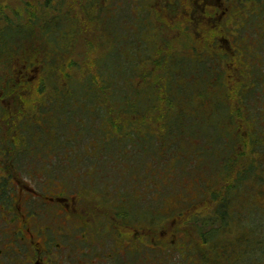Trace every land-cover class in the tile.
Masks as SVG:
<instances>
[{
	"label": "rangeland",
	"instance_id": "rangeland-1",
	"mask_svg": "<svg viewBox=\"0 0 264 264\" xmlns=\"http://www.w3.org/2000/svg\"><path fill=\"white\" fill-rule=\"evenodd\" d=\"M95 1L96 0H0V41L5 40L7 37L6 33L9 32V29L8 31L6 29L7 24H9L8 21L15 27H26L28 32H40L44 21L47 19L50 20L54 16H59L60 19H65L66 17L64 16L70 15L77 20V24L75 22H69L68 25H65L61 29L60 34L56 35V39L60 40L57 45L58 53H56V57L61 55L62 52L67 51V44L69 42L70 47L76 46L75 53L70 56L71 58L69 59V62H75L81 66L86 65L90 69L92 68L93 71L94 68L90 66L92 65V60L98 57L105 48L110 51L115 45L120 47L119 51L122 55L123 61L128 57L135 59L134 50L126 44L128 35L130 33L133 34V32H135L133 36H135L136 40L143 41L144 44L148 46L149 56L152 55L153 48L157 42L155 38V31L157 28L158 33L160 32L158 35H160L161 38L163 37L164 40H167V44L162 43L159 46L158 55H164V51L168 50V48L164 47H170L173 50H185V44H189L192 46H189L191 55L196 57V55L201 53L203 48L205 49L207 43L211 47L214 46L212 49L221 53L222 59L220 65L225 71L229 72L228 85L231 92L239 90L241 82H245V78L241 73L242 70L246 72L248 85H252V81H254V78L252 77L260 75V71L263 72L261 75L264 74V11L258 6H254L262 0H233L230 6L231 13H226V15L225 12L223 13V10L225 9L224 0H149L153 5L151 13L156 26L150 18L149 23L151 24H148L147 28L140 29L135 20L127 25L122 24L123 30L126 31V34L120 35L110 33V29L113 28V21L111 19L116 17L119 4L123 2H131L132 5L130 11L132 15L136 16V11L140 9L149 11L148 0H140V3H138L139 0H114L112 5L109 4L110 0H104L105 2L100 6H97L94 3ZM87 3L89 6L87 5L85 11L84 6ZM115 7H117V9H114ZM124 8L125 7L123 6L122 9ZM216 8H218L219 11L221 10V13L217 12L215 10ZM98 10H100L99 13H97ZM97 16L98 20L94 21L92 18L94 17L96 20ZM127 20H129V18L127 15L123 14L122 22L126 23ZM117 25L119 24L117 23ZM13 29L15 30V28H12L9 34L11 38L13 37V40L10 42V47L13 48L12 52L14 53H10L9 50V55L8 53H4V56L0 58V92L5 89V93H14L10 97L11 101L7 102L6 105H11V107L12 105H18L20 100L18 95H20V92H12V90H16V85H20L19 83H21L23 77H33L34 82L32 86L34 88L36 85V87L32 89L31 96H28L27 98L29 102L27 104V106H29L27 110H32L34 103L39 99V97H37L39 84L48 74L41 75L38 69L35 70L36 74L33 70H30L31 72L29 71L30 73H28L27 65H24L23 60L20 59L25 55L24 57L28 60L27 58L31 57V54L33 52L35 53V51L42 46V42L37 41V38L33 39L32 42L28 41L25 43L27 52L22 48L21 54L19 55V44L21 41L18 39L19 35H16V32ZM74 31H77L75 38H73ZM221 39L229 40V45L235 50L236 59L234 58L235 55L233 57L230 54L231 52L228 47L223 46ZM49 43L53 44L54 42H48V44ZM67 54H69L68 51ZM106 54H104L102 58H106ZM141 59L143 58H140L139 61H141ZM231 63L233 64L232 67ZM78 66L76 65L75 67L79 68ZM47 71L49 70L47 69ZM156 73L158 74L159 71L154 72L155 79L157 77ZM67 74H69V72H67ZM62 75L63 77L58 76V80L61 82V87L65 85L63 82L64 69ZM118 77L125 81H135V78L128 77L125 70H119ZM105 80L107 81L106 76ZM191 85L193 91H198V89L200 90L202 88V83L198 79L195 80L193 78V80H191ZM258 86V92H264V76ZM144 87L146 86H143V88ZM215 88V92H212L211 97H208L207 99H205V96L201 99L199 92H192L193 98L191 100H185L181 96L182 94H178L174 100L173 110H170L167 117L168 119L164 120V124L169 132L164 138L158 139L162 148L161 150L166 152L164 155H167V159L161 162L156 160L158 164L151 165L152 162H154V157L149 152L144 151L147 149H144L140 153L142 155L140 159H142L143 162H146V165L142 166L141 169L138 166H132L130 170L127 169L123 172L126 178L125 182L122 181L121 188L130 189L132 192L130 193L131 195H126V198L133 200L134 197H141L140 216L142 227L154 226L150 224L153 222L151 220L152 217H150L151 213L153 216L157 214L158 216L161 215L163 218L164 216H170L174 211H177L178 214L182 213L180 211H186L184 214H180L179 218H177L176 215H174V217L176 216L175 218L177 219L173 218L175 221H173L172 227L176 226L173 232L174 234L175 232L177 233L179 242L177 241L169 245L170 236L168 234H159L156 238L157 243H152L150 238L145 235L142 236V245H144V247H142L141 250L140 264H208L207 262L205 263L201 261L202 259L199 258L198 253L195 251V248L198 249L202 246L200 236L197 232L198 226L196 227V224L191 225L190 223L189 226H186L185 224L192 215V213H188V210L194 205L195 207L192 210L194 216H196V211L200 212V214H202L203 211L207 213V209L209 210L214 206V203H210V198L206 201V191L213 184L215 179H219L218 174L220 172L218 171L217 174H213L216 172H213L212 170L209 171V169L208 171L204 170V165L206 168L210 166L213 168L220 167V164L214 167V162L212 160H215V162L218 163V159L220 158L221 160L224 154L216 140L206 139L205 141L204 138H202L204 130L207 129V127L214 128L216 131L218 130L220 132L224 140L229 135L231 136H229L228 139L231 141L235 137L233 124L226 118V114L223 115L222 112H226L227 109L222 108V110H220L218 108V105L220 104L218 92H222L223 87L218 83ZM96 93L99 95L106 94L105 99L109 104L108 97L110 95L112 97L114 94L113 92ZM174 93L175 92L172 94ZM251 95V111L258 116V113L260 112L258 111L259 106L264 114L263 96L261 97V94L259 95L256 92H253ZM147 96L149 98L148 103H156V97L151 95L150 92ZM134 101H137L135 103H137L138 106L139 98L134 99ZM116 102V100H111L112 105ZM118 102L120 103V99ZM262 102L263 107L260 105ZM91 104L92 102H88L87 104H77L78 112L84 116L87 114L92 116L97 105L100 104L101 107H104L101 100H96L92 105ZM235 106H238L237 102H235ZM149 107L151 108V106ZM120 108L123 110L122 106ZM99 109H101L100 106ZM101 115L105 117L106 112H102ZM177 117H179V123L183 126L180 129L179 137L175 140V126L177 121L175 123L174 118ZM252 119L253 117L249 116L246 122L248 123ZM258 119L259 121L257 124L259 126L255 134L261 143L264 144V117ZM97 120L98 121H96L95 124L90 123V130L85 134H74L72 136L77 137V140L75 141L79 144V147L74 149L77 153H83L85 150H88L87 152L89 153H94V145L88 143L94 142V140L97 139L100 140L101 136L105 137L102 135L101 131H106L108 122L105 121L103 128L99 129V123L101 121L100 119ZM22 121H25V125L22 127L24 133L23 136H21L23 144L32 143L34 147H36V152L38 154L40 152H47V150L43 149L42 142H59L63 139L58 137L59 130H57V128L59 129V126L52 121L41 124L40 120L35 116H32L30 119L27 117L22 118ZM78 122L82 123L84 120H79ZM36 123L41 124V126ZM136 123L134 124V127H136ZM30 125L36 130L31 132L29 130ZM70 126L67 124L64 125L63 131L61 132L69 134L73 131ZM79 127L81 126L79 125ZM91 129L94 131L91 132ZM79 133H81L80 130ZM124 134L126 135V133ZM106 136L109 135L107 134ZM81 137L83 139L82 141L80 139ZM1 138L2 137L0 136V140ZM228 139L226 140L228 141ZM143 141L145 142L147 140L144 138ZM112 143L113 141H109V145ZM109 145L106 146L110 147ZM28 146L32 145L29 144ZM124 147L129 148L130 153H134V146L130 143L125 144ZM158 152L159 153L156 151L155 156L158 158L162 157L161 151ZM117 153L119 154L118 151L114 150V154ZM146 154H148L149 158L146 157ZM72 155L73 153H71V156ZM151 159L153 161H151ZM180 162L183 163V167L184 164L185 166L191 164L193 168H190L191 170L189 171L200 176V186L197 184V181L189 180V178L186 177L188 175L181 172ZM55 164L56 165H50L51 168L54 166H59V168H62L64 165L67 166L64 161H59ZM134 164L136 165V162H134ZM102 167L108 178H112L111 175H114V178L119 175L116 171H111V174L109 173V170H117L119 168L118 162L111 160V158L105 160ZM19 169H31V166L19 164ZM185 169L187 170V168ZM207 173H212V175ZM16 178V181L19 180L20 182H16L15 185L20 186L22 185L21 181H26L29 186L31 185L35 188L36 192H42L40 188V186H42L40 183L43 181L42 176L33 177L32 174L29 175L25 172L17 174ZM73 178L74 177L71 176L72 180ZM70 184L73 186L74 181ZM250 185L252 187L258 185L256 189L263 191L264 177L261 181L251 179ZM3 186L2 189L0 187V195H4L11 191L6 184ZM19 189L20 188L17 187L16 191H14L15 194L18 193ZM134 189H136V191ZM25 192H27V190ZM262 196L263 195H256L255 199L258 197V202L260 203L259 197ZM17 198L22 199V193L18 194ZM202 200L204 204L198 205ZM260 200L264 203V198H261ZM11 202V200L0 202V260L2 261L0 264H10L8 258L4 255V253L10 254L9 248L7 247V245L10 244V240V249L13 250L15 256L14 264H24L26 262L25 253L21 252L11 239H20L16 231L9 226L11 220L16 217V212L12 207H9ZM232 204L235 206L238 205L240 208L243 207L246 210H251L252 208V201L250 198L245 201L242 200L241 202L237 198ZM128 206L129 205L126 207ZM197 212L196 214H199ZM247 218H251L250 213H248ZM158 221L154 227L158 226L161 229V220ZM16 225L18 226L19 223L16 222ZM235 234L236 232L233 230V233H230V237ZM17 243L19 244V242ZM237 245H239L237 240L235 242L233 240V243L227 245L226 249L229 254L227 264H231L235 259V254L238 252ZM22 247L25 249V245H22ZM113 247L115 249L114 251H111L110 257L99 256L97 259L93 260L92 264H113V260L115 259L130 255L133 257L131 253L125 255L119 253L117 244ZM206 253L210 255L208 251ZM61 260V264H79L78 260L71 263L70 257L67 259L66 256H62Z\"/></svg>",
	"mask_w": 264,
	"mask_h": 264
},
{
	"label": "trees",
	"instance_id": "trees-1",
	"mask_svg": "<svg viewBox=\"0 0 264 264\" xmlns=\"http://www.w3.org/2000/svg\"><path fill=\"white\" fill-rule=\"evenodd\" d=\"M104 2V0H96L94 3L97 6H100ZM113 2L114 0H110L109 4L112 5ZM138 3H140V0ZM87 5L89 6L88 3L84 6L85 11ZM131 5V2H123L119 4L116 17L111 19L113 21V28L110 29L111 34H126V31L123 30L122 24L127 25L135 20L140 29L147 28L148 24H151L149 23V19L151 18L153 21L151 13L153 5L149 0V11L140 9L136 11V16L132 15L130 11ZM123 6L125 7L124 9H122ZM254 6H258L264 11V0ZM114 9H117V7ZM215 10L221 13V10L219 11L218 8ZM224 11L225 10H223V12ZM99 12L100 10L97 11V13ZM123 14L127 15L129 18L126 23L122 22ZM64 17L66 18L60 19L59 16H54L50 20L47 19L44 21L40 32H28L26 27H15L9 21V24L6 26L7 31L9 29L10 32L12 28H15V30H13L16 32V35H19V37L17 36L21 41L19 44V55L21 54L22 48L27 52L25 43L28 41L32 42L33 39L37 38V41L42 42V46L36 50L35 53L33 52L31 57L27 58L28 60L24 57L25 55L20 59L23 60L24 65H27L28 73L31 72L30 70H33L36 74L35 70L38 69L41 75L48 74V77H44V80L39 84L37 92V97H39V99L34 103L32 109L33 111H38L33 112L35 114L33 116L41 117L40 115L46 110L44 107H47L48 105L52 107L50 100L48 101L49 95H57L58 98L65 101V105L68 108V111L62 110L61 112L62 115L66 117V121H62L58 124V137L64 139V137L67 136L70 139L71 144L69 142L70 145H68L70 150L75 148L77 143L75 141L77 140V137L72 136L74 134H85L90 130V123L95 124V122L98 121L97 119H100L101 122L99 123V129L103 128L105 121L108 122V126L106 131L103 132L100 130L105 137L101 136L100 140H94V143L99 141V143L102 144L105 139H110L113 143L109 145L110 149H105V152L109 153L110 156L115 155V157L118 153L114 154V150L119 152V155L117 156L119 159L118 169L122 168L130 170L132 166H138L141 169L142 166L146 165V162H143L142 159H140L142 156L140 153L144 149H147L144 151L149 152L154 157V162H152L151 165H157L158 160L161 162L167 159V155H164L166 152L161 150L162 148L158 139L164 138L169 132L164 124V120L168 119L167 117L170 110H173L174 100L177 95L182 94L181 96L185 100H191L193 98L192 92H199L201 99L204 98V96L205 99H207L208 97H211V93L215 92V87L220 83L223 89L222 92H218L220 100L218 108L220 110H222V108L227 109L226 112H222L223 115L226 114V118L233 124L235 137L231 141L228 139V137L231 136L229 135L226 138L228 139L227 141L226 139L224 140L223 136L217 130L219 133L218 135L214 128L207 127V129L204 130L202 138H204L205 141L206 139L216 140L224 154L221 160L220 158L218 159V163L215 162V160H212L214 162V167L218 164H220V167L213 168L210 166L206 168L204 165V170L208 171L209 169V171L212 170L213 172H216L213 174H217L218 171L220 172L218 174L219 179H215L213 184L206 191V201L210 198V203H214V206L209 210L207 209V213L203 211V213L200 214V212L196 211L199 214H196L195 212L196 216H194L192 211L195 207L194 205L188 210V213H192V215L185 225L189 226L190 223L191 225L196 224V227L198 226L197 232L200 236L202 246L198 249L195 248V251L198 253L199 258L202 259L201 261L205 263L227 264L229 256L226 249L227 245L233 243V240L234 242L237 240L239 243V245H237L238 252L235 254L236 257L231 264H264V203L260 200L261 198H264V190L261 191L260 189H256L258 185L256 187L250 185L251 179L261 181L264 177V144L261 143L255 134L259 126L257 124L259 121L258 118H263L264 114L259 106L258 111L260 112L258 113V116L251 111L252 103L250 99L252 96L251 94L256 92L259 95L261 94L260 96H263L264 100V92H258V85L264 76V74L261 75L263 72L260 71V75L253 76L252 78H254V81H252V85H248L246 72L242 70L241 73L245 78V82H241L239 90L231 92L228 85L229 72L225 71L220 65L222 59L221 53L212 49L214 46L211 47L207 43L205 49L203 48L201 53L196 55V57L191 55L189 50V46L191 45L189 44H185V50H173L170 47H164L168 48V50L164 51V55H158L159 46L162 43L167 44V40H164L163 37L161 38V36L158 35L160 32L158 33L157 28L155 31L157 42L153 48L152 55L149 56L148 46L144 44L143 41L136 40L135 36H133L135 32H133V34L130 33L128 35L126 44L134 50L135 59L128 57L123 61L122 55L119 51L120 47L118 45H115L110 51L105 48V50H103V52L91 62L93 66H90L94 68V72L92 68L90 69L86 65L81 66L75 62H69V59L71 58L70 56L72 54L74 55L76 49V46L70 47L69 42L66 49L69 54H67L66 51L56 57V53H58L57 45L60 42V40L56 39V35H59L61 29L65 25H68L69 22H75L77 24V20L70 15ZM92 19L97 21L98 16L96 17V20L94 17ZM117 23L119 25H117ZM9 32L6 33L7 37L5 40L0 41V58L4 56V53H8L9 55L12 52L13 48L10 47V42L13 40V37L11 38ZM76 34L77 31H74L73 38H75ZM221 40L223 46L228 47L231 52L230 54L234 57L235 50L229 45V40ZM48 42L54 43L48 44ZM104 54H106V58H102ZM140 58L143 59L139 61ZM234 58H237L236 55ZM76 65H80L78 66L79 68H76ZM232 66L233 64L231 63V67ZM47 69L49 71H47ZM63 69V82L65 85L61 87V82L58 80V76L63 77ZM119 70H125L128 77L135 78V81H125L120 79L118 77ZM156 71H159V73H156L157 77L155 79L154 72ZM67 72H69V74H67ZM105 76L107 81L105 80ZM193 78L195 80H200L202 83V88L200 90L198 89V91L192 90L193 87L191 85V80H193ZM33 82V77H23L21 83H19L20 85H16V90L14 89L12 92H31L32 89L36 87L35 85L33 88ZM143 86L146 87L143 88ZM1 92H5V89ZM96 92H113V96L111 97L110 95L108 97L110 104L107 103L105 99L106 94L99 95ZM149 92L156 97V103H148L149 98L147 95ZM173 92H175V95L172 94ZM13 94L14 93L10 92L4 93V96H0V118L2 120V124L0 125V136L2 137L0 140V148L5 151L12 150L13 152H18L24 147L23 140L21 139V136H23L24 133L22 127L25 125V121H22L24 110L21 108L18 109L17 116H19V120L18 118H15L16 116L11 119L10 116L12 114L8 105L3 102V100ZM27 98L28 97H25L24 95L20 97L22 104L27 105L29 103ZM138 98L139 105L137 106V103H135L137 101H134V99ZM112 99L117 101L113 105L111 104ZM119 99L120 103L118 102ZM96 100H101L104 107H101L100 104L97 105L92 116H89V114L84 116L78 112L77 104H87L88 102H92L93 104ZM51 101H53V99H51ZM235 102L238 104L237 107L235 106ZM20 104L21 103L19 102L18 105ZM260 105L263 107V102ZM99 106L101 109H99ZM121 106L123 107V110L120 108ZM149 106H151V108ZM102 112H106L105 117L101 115ZM249 116H252L253 119L247 123L246 121ZM79 120H84V122L79 123ZM174 122L176 123L175 140H177L180 129L183 125L179 123V117L174 118ZM135 123L136 127H134ZM36 124L40 125L38 123ZM66 124L69 126L71 125L70 128H72L75 133L73 131L69 134L61 132L63 131V126ZM77 124L78 127L79 125L81 127L78 128ZM29 130L33 132L36 129L30 125ZM79 130L81 133H79ZM93 131L91 129V132ZM124 133H126V135ZM107 134L109 136H106ZM143 137L147 141L144 142ZM1 143H3V145ZM63 143L65 144V142ZM128 143L134 146V153H130V149L124 147L125 144ZM29 144L32 145L29 146V148L32 149L34 145L32 143H28V145ZM58 144V141L42 142V146L50 145L48 148H56ZM60 147L61 145L59 144L57 148ZM99 147H101V145L97 147L98 150L95 148L93 152H103V148ZM59 150L61 151V148ZM87 151L88 150H85L84 152L88 153ZM156 151L157 153H159L158 151H161L162 157L158 158L155 156ZM146 157L149 158L148 154H146ZM133 161L136 162V165ZM151 161L153 160L151 159ZM180 166L181 172L188 175L186 177H188L189 180L197 181V184L200 186V176L189 171L193 168L191 164L188 166H185L184 164V167L187 168V170L183 167L182 162H180ZM207 174L212 175V173ZM256 195H263L262 197H259L260 203L258 202V197L255 199ZM237 198L240 202L250 198L252 201L251 210H246L243 207L240 208L238 205H233L232 203H234V200ZM200 204H204L203 200L198 205ZM180 212H182L180 214H184L186 211ZM248 213H250L251 218H247ZM177 214V211H174L170 216H164L163 218L161 215L158 216L157 214L153 216L151 213L150 215V217L161 220L160 223L162 227L166 226V228L170 230L168 232L170 233V235L168 234L170 236L169 244L174 240V236L177 235L176 232L175 234L173 232L176 226L172 227L173 221L180 217V214ZM174 215H176L177 218H175L176 216L174 217ZM173 218L175 219L173 220ZM233 230H235L236 234L230 237V233H233ZM207 251L210 255L206 253Z\"/></svg>",
	"mask_w": 264,
	"mask_h": 264
},
{
	"label": "flooded vegetation",
	"instance_id": "flooded-vegetation-1",
	"mask_svg": "<svg viewBox=\"0 0 264 264\" xmlns=\"http://www.w3.org/2000/svg\"><path fill=\"white\" fill-rule=\"evenodd\" d=\"M232 2L233 0H225V15L231 13ZM4 93L0 92V95L4 96ZM31 94L32 92H20L18 96L28 97ZM11 96L3 102L6 104L10 102ZM49 100L52 107L44 105L47 106L44 107L46 110L43 114L39 110L42 115L36 118L41 124L52 121L58 126L62 121H66V117L61 112L62 110L68 111V108L65 101L57 95L50 94ZM19 102L20 105L8 106L12 114L10 118L16 116L17 119L19 108L24 110L22 118H32L35 115L30 114L33 110H27L29 106L22 104L21 99ZM109 141L110 139H105L102 144L99 141L89 142L88 144L94 145L97 150L99 145H104L99 147L103 148V152L95 153H77L74 149L79 147L78 143L71 151L68 148L71 142L67 136L58 142L61 145V151L57 148L59 144L56 148H48L49 145H45L43 149L47 152L39 154L36 152V147L30 149L28 143L24 144L23 149L18 152L5 151L0 148V187L2 189L6 184L11 190L0 195V202L12 201L9 207L16 212V217L11 220L9 226L16 231L20 239H11L17 248L25 253L26 262L24 264H61L62 256H66L67 259L70 257L71 263L78 260L79 264H92L93 260L99 256L110 257L111 251L115 249L113 246L116 244L119 253L123 255L131 253L133 257L130 255L115 259L113 264H140L141 250L144 247L142 245L143 235L150 238L152 243L156 242L159 234L170 235L168 233L170 230L166 226L161 229L158 226L154 227L157 224V218L152 217L151 219L153 222L150 224L154 226L142 227L141 197H134L133 200L127 199L126 195H131V190L121 188L122 181L125 182L123 173L125 169L109 170L110 174L111 171L119 174L116 178L114 175L108 178L106 172L103 171V162L108 158L119 162L117 158L119 154L115 157L105 152V149L109 148L106 146L109 145ZM71 153H73L72 156ZM59 161H64L67 166L51 168L50 165H56L55 163ZM19 164L31 166V169L20 170ZM21 172L32 174L33 177L42 176L43 181L40 183L42 192H36L35 188L29 186L26 181H21L20 186L15 185L16 182H20L16 181V176L19 173L22 174ZM71 176L74 177L73 180ZM72 181H74L73 186L70 184ZM17 187L20 189L15 194ZM21 193L23 200L17 198ZM127 205L129 206L126 207ZM16 222L19 223L18 226ZM177 241L179 242V238L176 235L171 243ZM10 244L7 245L10 254L4 253V255L10 264H14L15 256L13 250L10 249ZM22 245H25V249ZM0 263H2L1 260Z\"/></svg>",
	"mask_w": 264,
	"mask_h": 264
}]
</instances>
